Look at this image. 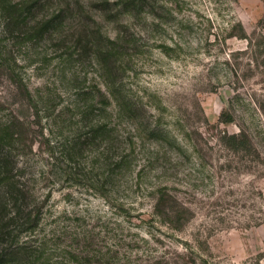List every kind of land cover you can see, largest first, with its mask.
Segmentation results:
<instances>
[{
    "label": "rangeland",
    "instance_id": "obj_1",
    "mask_svg": "<svg viewBox=\"0 0 264 264\" xmlns=\"http://www.w3.org/2000/svg\"><path fill=\"white\" fill-rule=\"evenodd\" d=\"M25 5L22 23L0 7V136L35 197L3 245L37 264H264V0Z\"/></svg>",
    "mask_w": 264,
    "mask_h": 264
},
{
    "label": "trees",
    "instance_id": "obj_2",
    "mask_svg": "<svg viewBox=\"0 0 264 264\" xmlns=\"http://www.w3.org/2000/svg\"><path fill=\"white\" fill-rule=\"evenodd\" d=\"M25 2L26 0L15 3L12 2V0H0V7L2 10L7 11V14L15 13L13 11H18V15L15 16L16 19L12 17H8V19L11 18V22L17 20L22 23L21 21L24 20L23 16L24 12L26 11ZM50 22L51 21L48 20L42 26L40 25L38 28L39 31L44 32L45 30L49 29ZM108 88L107 93L109 95H114L109 86ZM80 92L81 95L89 94V92L85 90H81ZM104 95L107 97V94L104 93ZM91 106L93 107V104H91ZM117 107L118 112L123 113V111H125L127 114L133 109L129 102L125 104H117ZM88 109H90V107H87L84 110L85 116H87L89 111H91ZM220 120L224 123L232 121L230 116L226 117L225 114L220 115ZM110 130L109 124L106 122L93 124L88 131L90 132V135L84 136V140H80V137L79 140L75 139L74 142L72 140L64 144V148L62 150L64 159L67 158L69 161H71L73 158V150L77 149L79 145L89 143L93 144V141L97 136L109 137L108 135H110ZM1 133L4 134L0 136V264H27L28 262L26 263L24 258L19 257V255L22 254L18 252L20 249H15L11 246H4L3 244L12 236L17 225L32 227V224L29 220L32 215V211L28 210L29 208L27 206V200H32V197H35V194L28 188V186L19 180L16 173L17 169H15L11 155H8L5 151L4 139L10 137L12 138L14 136V132L7 133V129H4L1 130ZM227 141V145H229L234 150L247 148L248 145L246 138H240L236 134L228 135ZM106 160H108L107 163L109 172L114 173V171L119 169V160H112V156H108ZM158 202L157 204H160ZM24 217L27 219L23 220ZM21 249L24 250L23 252H27L23 253V256H30V259L33 258L32 260H29V262H34V264H37L39 258L32 257V255L35 253L32 252L31 246H26Z\"/></svg>",
    "mask_w": 264,
    "mask_h": 264
}]
</instances>
